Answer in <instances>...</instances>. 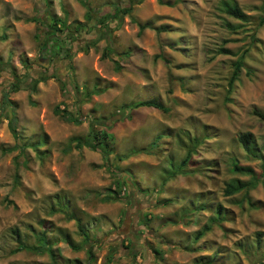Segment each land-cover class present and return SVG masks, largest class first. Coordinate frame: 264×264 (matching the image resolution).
Wrapping results in <instances>:
<instances>
[{"label":"rangeland","instance_id":"rangeland-1","mask_svg":"<svg viewBox=\"0 0 264 264\" xmlns=\"http://www.w3.org/2000/svg\"><path fill=\"white\" fill-rule=\"evenodd\" d=\"M80 1L86 7L0 0V61L7 64L0 67V264H51L31 249L41 234L55 264H264V178L237 143L251 133L264 157V119L253 114L264 116L263 0H231L243 22L220 13L221 0ZM129 6V15L110 18L114 7ZM130 18L165 31L138 33ZM54 19L56 28L62 21L84 27L74 42L44 53ZM105 46L111 52L101 58ZM221 47L231 55L217 54ZM140 101L168 111L137 108L108 128L94 125L106 157L70 145L86 136L90 120L122 117V108ZM55 106L78 123L55 115ZM232 163L257 176L250 204L243 192L222 196L229 179L251 182ZM69 215L90 240L91 260ZM13 228L24 247L15 253Z\"/></svg>","mask_w":264,"mask_h":264},{"label":"trees","instance_id":"trees-1","mask_svg":"<svg viewBox=\"0 0 264 264\" xmlns=\"http://www.w3.org/2000/svg\"><path fill=\"white\" fill-rule=\"evenodd\" d=\"M130 2H131L130 5H134V4H138L140 2V0H130ZM158 2H159V0H158ZM79 3L82 6L86 7V5L84 4L83 1L79 0ZM259 9L262 12H264V0L260 4ZM130 11H131V6H129L128 8H123V9H119L117 7H114L113 8V14L110 18L119 17L120 15H129ZM218 11L220 13H222V14L230 17V18L236 19L238 21H242V22L245 21V15L240 10V8L236 5V3L231 1V0H221L218 3ZM107 19H109V16L104 15V16L98 18V23L100 25H104V23H105L104 21H106ZM130 21L136 25V27L138 29V33L142 32L146 29L154 30L156 33L165 31L164 27L153 28L149 22L136 23L132 18H130ZM56 22H57L56 19L52 20V22L49 26L51 28L49 30L50 32H48V34L45 38V41L42 42V44H41L40 51H43L44 53H46L48 51L58 52L59 50H61L63 48L64 42L67 40H71L74 42V39L76 37V33L84 27L83 24H81V23H74L73 25H66L65 22L62 21V22H60V25H59V26H61V28H56ZM226 26L228 27V25H226ZM229 28H231V26H229ZM62 33H67L66 37H64L62 35ZM48 43H49V46H47ZM64 51H65V55H66V50H64ZM110 52L111 51H110L109 47L105 46L103 49V52L101 54V58L105 57L104 53H110ZM217 54L231 55V52H230V50L221 47L220 49L217 50ZM124 55L127 56L128 53H125ZM238 58L239 59L233 63V68H232L233 70H232L230 78L227 82V87H228L227 93L230 92V90L232 88V83L237 78L238 70H239L240 66H242V59L240 57H238ZM2 65L7 66V64H3L0 61V67ZM68 68H69V70H71L70 66ZM115 69H118V67H116ZM0 70H1V68H0ZM16 79L18 80V78H16ZM40 81H41L40 78H37L34 81H32L31 89L34 90L36 84ZM96 93H98V91ZM82 95H83V97H86V98L89 96V94L86 92H83ZM137 108H152V109L160 110L162 112L168 111V109L165 108L161 103H157L155 101H140V102L133 103V104L121 109V113L123 114L122 117L118 114H116V115L113 114L108 119L107 118H105V119L99 118V119L90 120L89 131L86 134V136L84 138H71L69 141L70 145L72 144L73 148L75 150H78L81 147H83V148H86L90 151H98L100 154H102L103 157H106L107 155H109L110 151L107 148V144H105V143H103L100 140L95 138L96 136H95V133L93 131V126L94 125H100L101 127L108 128V127L112 126L115 122H118L120 120L122 121L124 119H128L130 116V111H132L133 109H137ZM53 113L55 115L58 113L61 118L66 119V120L70 121L71 123H78V120L75 117H72V115L68 114L65 111V109L58 110V107L55 106L53 109ZM253 114L257 117H262L264 119V116L260 112L253 111ZM8 120H9V130L11 131V134H12L14 142H15L14 147L15 148L19 147V140H18V137L16 136V130L14 127L15 116H14L13 112H11ZM237 143L240 145V147L244 151L245 155L249 159H253V160H256L259 162V166L261 169L259 177L264 178V157L256 150V146H255V142H254L252 134L251 133L239 134L237 136ZM11 149L6 150V152L7 151L9 152ZM126 157H127L126 155L125 156H116L115 159L121 160V159H124ZM231 169L234 173H236L240 176L249 177L251 179V182L248 183V182L240 180L238 178L229 179L228 181H226L223 184L222 196L223 197H230V196L235 195L237 193L243 192V195L247 201V204H250L248 201V198H247V190L255 186L256 181H257V176L255 175L253 169L249 166H240L236 163H232ZM127 182H129V180H126V181L124 180L125 184ZM113 200H115V199H113ZM220 210H221V207L219 205H217L216 206V215L218 217L220 216ZM68 219L74 220L79 234L84 239L82 246H83V248H86V254L88 255V259L91 260L92 259V246L90 245V240L88 239L87 235L81 229L78 219H76L73 215H69ZM209 229H210V226L203 227L202 230H200L196 233V237L197 238L201 237L202 234L204 232L208 231ZM10 233L15 237V241L18 244V247L16 249H14L12 251V253H15V252H18V251L24 249V247L20 244L18 231L15 228H13L10 230ZM260 236H261L260 233L256 234V246L257 247L259 244ZM37 238L40 240V246L39 247L34 246L31 249L34 251H38L41 255L46 253L50 258L51 264H55V260L52 257L51 251L48 249L44 235L41 234ZM135 256H136L135 254H132V257H135ZM262 257L264 258V256H262ZM64 261L68 262L69 260H64ZM73 264H78V262L75 260V261H73Z\"/></svg>","mask_w":264,"mask_h":264}]
</instances>
